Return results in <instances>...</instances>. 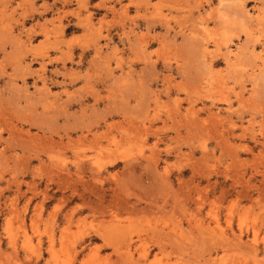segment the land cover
<instances>
[{
  "label": "rangeland",
  "instance_id": "obj_1",
  "mask_svg": "<svg viewBox=\"0 0 264 264\" xmlns=\"http://www.w3.org/2000/svg\"><path fill=\"white\" fill-rule=\"evenodd\" d=\"M0 264H264V0H0Z\"/></svg>",
  "mask_w": 264,
  "mask_h": 264
},
{
  "label": "bare ground",
  "instance_id": "obj_2",
  "mask_svg": "<svg viewBox=\"0 0 264 264\" xmlns=\"http://www.w3.org/2000/svg\"><path fill=\"white\" fill-rule=\"evenodd\" d=\"M240 56V55H239ZM171 186V185H170Z\"/></svg>",
  "mask_w": 264,
  "mask_h": 264
}]
</instances>
